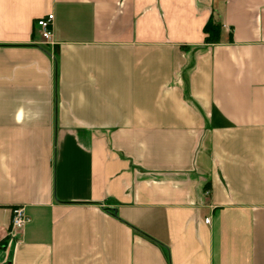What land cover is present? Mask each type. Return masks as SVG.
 <instances>
[{"label": "crops", "instance_id": "crops-1", "mask_svg": "<svg viewBox=\"0 0 264 264\" xmlns=\"http://www.w3.org/2000/svg\"><path fill=\"white\" fill-rule=\"evenodd\" d=\"M6 238L9 264H264V0H0Z\"/></svg>", "mask_w": 264, "mask_h": 264}, {"label": "built area", "instance_id": "built-area-1", "mask_svg": "<svg viewBox=\"0 0 264 264\" xmlns=\"http://www.w3.org/2000/svg\"><path fill=\"white\" fill-rule=\"evenodd\" d=\"M53 21L54 15H49L46 18L39 19L36 22V26L43 40V45L54 47ZM206 222L209 223V219H206ZM29 223L30 218L27 216L24 208L15 207L12 211L11 232L13 233L14 231H22Z\"/></svg>", "mask_w": 264, "mask_h": 264}, {"label": "trees", "instance_id": "trees-1", "mask_svg": "<svg viewBox=\"0 0 264 264\" xmlns=\"http://www.w3.org/2000/svg\"><path fill=\"white\" fill-rule=\"evenodd\" d=\"M221 31V22L215 19L214 16H212L204 27L205 43L212 45L218 44L220 42ZM7 239L8 238L4 239L3 241L5 244L7 242Z\"/></svg>", "mask_w": 264, "mask_h": 264}, {"label": "rangeland", "instance_id": "rangeland-1", "mask_svg": "<svg viewBox=\"0 0 264 264\" xmlns=\"http://www.w3.org/2000/svg\"><path fill=\"white\" fill-rule=\"evenodd\" d=\"M3 241H0V264H9V255L4 253L6 244Z\"/></svg>", "mask_w": 264, "mask_h": 264}]
</instances>
